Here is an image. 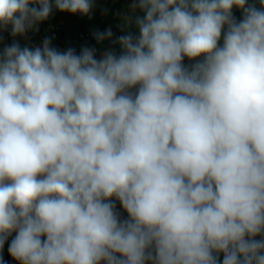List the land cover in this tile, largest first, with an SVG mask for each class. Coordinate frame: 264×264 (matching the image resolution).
<instances>
[{"label":"clouds","instance_id":"obj_1","mask_svg":"<svg viewBox=\"0 0 264 264\" xmlns=\"http://www.w3.org/2000/svg\"><path fill=\"white\" fill-rule=\"evenodd\" d=\"M94 6L0 0V33ZM129 7L138 35L93 32L119 54L0 50V250L15 233L19 264H264V0Z\"/></svg>","mask_w":264,"mask_h":264},{"label":"crops","instance_id":"obj_2","mask_svg":"<svg viewBox=\"0 0 264 264\" xmlns=\"http://www.w3.org/2000/svg\"><path fill=\"white\" fill-rule=\"evenodd\" d=\"M253 2V0H249ZM254 2L259 6V0H254ZM94 8L91 13V19L86 16H81L79 14H71L67 12H59L58 10H53V14L48 20L43 21L39 24V31L32 32V39L43 40V38H48L51 28L59 27L61 29V36L65 41L69 42L76 38L80 33L87 30L95 31H105L106 29H111L113 32V40L116 37L125 35L128 32L138 35V28L133 24L131 27H126L123 23L122 17L126 16L130 11V5L126 4L124 0H94ZM234 15L239 19L242 18V13L238 9H233ZM136 15H143L142 12L137 10ZM3 36V41L1 44L10 45L13 37L10 35L9 31L0 33ZM222 43V40H221ZM80 53L82 46H77ZM112 48L117 54L120 53L121 48L119 44H113L112 40H106L104 44L100 46V53L97 54V58L101 56L103 51ZM185 64L190 63L187 58L184 60ZM117 209L122 213V217H127V213L123 211L119 202H117ZM15 233L9 237L8 241L5 242L4 248L0 250V255L3 256L6 264H19L18 261L14 260L9 252L8 246L11 239L14 238ZM223 254H220V260L222 262Z\"/></svg>","mask_w":264,"mask_h":264},{"label":"built area","instance_id":"obj_3","mask_svg":"<svg viewBox=\"0 0 264 264\" xmlns=\"http://www.w3.org/2000/svg\"><path fill=\"white\" fill-rule=\"evenodd\" d=\"M126 4H131L133 0H124ZM95 30H87L85 32L80 33L76 38H74L72 41H65L64 38L61 36V29L59 27L57 28H51L49 37L52 40L51 46L55 47L59 50H67L68 48H73L75 49L76 53L79 54L78 51V45L82 47H90V48H96L97 53H100V46L104 44L103 41L102 43L98 44L97 41L95 40L93 36V32ZM45 38H43L44 40ZM13 40L18 41L21 46H29V47H34V46H40L43 42V40H37V39H32V32H28L26 36H17L13 38ZM12 40V42H13ZM6 45L0 43V50L3 49V47ZM260 237H257L259 239Z\"/></svg>","mask_w":264,"mask_h":264}]
</instances>
